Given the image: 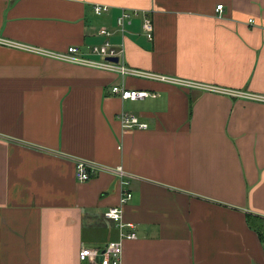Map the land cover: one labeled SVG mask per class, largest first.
I'll return each instance as SVG.
<instances>
[{"label": "crops", "instance_id": "crops-1", "mask_svg": "<svg viewBox=\"0 0 264 264\" xmlns=\"http://www.w3.org/2000/svg\"><path fill=\"white\" fill-rule=\"evenodd\" d=\"M123 11L136 15L121 31ZM102 28L127 68L264 96V0H0V40L20 46L98 60ZM120 114L147 128H121ZM75 160L128 181L135 239L119 264H264V104L0 45V264H98L79 251L117 239L103 212L123 186L76 181Z\"/></svg>", "mask_w": 264, "mask_h": 264}, {"label": "built area", "instance_id": "built-area-1", "mask_svg": "<svg viewBox=\"0 0 264 264\" xmlns=\"http://www.w3.org/2000/svg\"><path fill=\"white\" fill-rule=\"evenodd\" d=\"M221 8H222L221 5L216 6L215 12L220 13ZM105 11H107V7L105 6H99V5L93 6V13L95 15H100ZM131 15H136V13L134 11L132 13H127L123 11L116 18V26L119 29H121V31L124 22L128 20ZM140 28L146 40L150 41L152 34V26L150 20L145 15L142 16ZM97 34L100 37H102L103 40L98 45L89 46L88 52L90 55L98 57V60H92L81 56L78 53L77 48L74 46L68 47L62 53H56L39 48L24 47L3 40H0V45L8 46L16 49H22L24 51H28L30 53L39 55L47 59L57 60L60 62L74 64L77 66L111 72L116 74L120 78L130 76V77L142 78L145 80L155 81L170 85H177L182 87H194V88L196 87L203 91L225 94L227 96L237 97L244 100H249L264 104V96L262 95H254V94L242 93L238 91L222 90L213 86L200 85L197 83H189L179 79H174L162 75H157L154 73L127 68L126 66L120 63V58L122 57V47L119 46L117 48L112 44H110V42L108 41V37L110 36L109 32L106 31L104 28H102L98 30ZM106 58H116V62L106 61L105 60ZM110 94L116 95L122 100H129V101L140 100L151 96V94L146 91L129 90L122 87L121 85H112L110 88ZM117 120L120 124V127L124 129L145 130L147 128L145 123L140 122L139 119L133 115L120 114L118 115ZM102 172L117 177L119 183L123 186V188L121 189L117 206L108 208L106 211L103 212V217L106 220L111 221L117 228L118 230L117 239L108 241L104 245L101 251L82 248L78 253V260L85 261L88 259L92 260L94 258H98V264H119L121 258V251H122V241L135 239V235L133 232L134 230L133 224L124 223L122 220V207L130 199V193L125 188L128 185V181L125 178V174L119 167L110 169L106 167H99L94 163L83 160H75L74 162V176L76 181L78 182H86L93 176L98 175Z\"/></svg>", "mask_w": 264, "mask_h": 264}, {"label": "water", "instance_id": "water-1", "mask_svg": "<svg viewBox=\"0 0 264 264\" xmlns=\"http://www.w3.org/2000/svg\"><path fill=\"white\" fill-rule=\"evenodd\" d=\"M106 61L116 62V58H106Z\"/></svg>", "mask_w": 264, "mask_h": 264}, {"label": "trees", "instance_id": "trees-1", "mask_svg": "<svg viewBox=\"0 0 264 264\" xmlns=\"http://www.w3.org/2000/svg\"><path fill=\"white\" fill-rule=\"evenodd\" d=\"M246 219H247V221H249L248 218H246ZM258 236L260 238L262 235L259 233ZM262 242H264V239L263 238H262Z\"/></svg>", "mask_w": 264, "mask_h": 264}]
</instances>
